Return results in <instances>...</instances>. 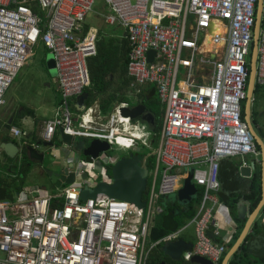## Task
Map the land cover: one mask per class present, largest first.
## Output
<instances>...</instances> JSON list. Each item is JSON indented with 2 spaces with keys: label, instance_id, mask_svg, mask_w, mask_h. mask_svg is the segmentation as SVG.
Returning <instances> with one entry per match:
<instances>
[{
  "label": "built area",
  "instance_id": "obj_1",
  "mask_svg": "<svg viewBox=\"0 0 264 264\" xmlns=\"http://www.w3.org/2000/svg\"><path fill=\"white\" fill-rule=\"evenodd\" d=\"M103 1L105 24L120 27L130 46L132 84L126 96L137 106L144 91L154 87L165 108L162 131L122 117L121 109H132L128 102L117 103L109 117L100 106L79 115L72 111L74 100L91 85L87 63L106 35L86 24L97 0H0V107L42 44L55 58L61 94L54 118L42 127V143H54L63 130L75 140L110 146L97 158L73 162L69 171L76 181L57 194L34 190L26 200L19 195L13 202L0 201V264H148L156 247L178 241L184 231L149 243L155 220L164 213L162 200L175 195L191 171L193 182L204 189L192 222L193 255L222 264L235 231L223 234L218 220L224 206L217 197L220 165L261 157L243 120L259 0ZM256 84L264 87L263 28ZM125 123L130 127L121 130ZM11 133L26 138L16 128ZM141 146L154 160L143 161L148 169L144 208L105 194L81 199L86 187L100 184L92 181L95 173L106 176L101 183L114 184L113 168L125 156H139ZM211 228L222 243L210 237Z\"/></svg>",
  "mask_w": 264,
  "mask_h": 264
},
{
  "label": "water",
  "instance_id": "obj_2",
  "mask_svg": "<svg viewBox=\"0 0 264 264\" xmlns=\"http://www.w3.org/2000/svg\"><path fill=\"white\" fill-rule=\"evenodd\" d=\"M264 21V0H259L256 26L254 31V44L253 51L251 55V74L247 89L246 104H245V122L249 126L251 133L253 134L257 145L261 149L262 156V189L263 197L259 206L255 209L254 212L250 211V205L248 202H244V205L241 206L238 210V216L241 220L247 218L245 228L240 235L239 239L231 250L226 255L222 264H229L231 259L236 253L240 250L241 246L246 241L247 237L251 234L252 228L260 217L262 210L264 209V141L257 134V132L252 127V107L254 96L257 88V62L259 54V39L262 30V25ZM155 56V52L150 53L151 61ZM50 73L53 76L57 75L56 64L54 56L49 58L48 61ZM87 96L83 94L80 96L76 103L78 104L80 112L85 111V101ZM122 117L128 118L131 120L140 119L142 122L149 126V129L152 131L156 130V116L154 113L147 110L146 106H136L132 109H121L120 110ZM10 129V126L7 127ZM58 144L62 145L65 149H71L78 152L84 158H97L103 152H107L110 149V146L98 140L95 141H84V140H75L72 136L66 135L63 130L60 131L58 136ZM46 147H53L56 144H44ZM0 151L3 152L10 160L19 161L22 157L28 158V155L25 154V151L21 147L14 143L0 138ZM73 168V164L70 165V169ZM255 163L251 164V167H242L241 176L243 178L250 179L252 177V170H255ZM46 174L55 185V187L60 190L64 186L71 185L76 181L75 172H70L69 168L54 171L51 169H46ZM112 175L114 178V184L109 185L107 183H100L96 188L90 189L86 187L82 193L81 199L87 201L88 199H95L99 194H105L112 199H117L129 203H133L140 208L146 206L144 202V195L148 186V169L142 162L139 156L130 154L123 157L120 162L113 168ZM194 172L191 171L188 175V178L184 182V187L179 190L177 193V198L180 202L187 204L193 200L194 197L198 194V189L193 183ZM83 178H87V175L84 174ZM0 201H14V197L8 194L6 189L0 188ZM171 218L168 217L169 221ZM255 244L264 247V233L259 235L255 239ZM193 244H189L184 240H178L176 242L165 243L162 250L164 254L171 258L174 262H181L185 253H190L193 251ZM190 264H213L211 261L194 256L187 260ZM161 264H167L162 262Z\"/></svg>",
  "mask_w": 264,
  "mask_h": 264
},
{
  "label": "trees",
  "instance_id": "obj_3",
  "mask_svg": "<svg viewBox=\"0 0 264 264\" xmlns=\"http://www.w3.org/2000/svg\"><path fill=\"white\" fill-rule=\"evenodd\" d=\"M264 29V22L262 25ZM106 35H102V40L98 44V54L88 60V70L90 73L91 85L84 92L88 96V105L91 106L98 100H100V108L104 115H109L115 109L117 103H121L127 99L125 91L132 84V79L128 76V55L130 46L125 36L120 38H110L109 42ZM112 77L116 80H112ZM264 88L259 85L256 88V94L259 96L263 93ZM128 90V89H127ZM127 93V92H126ZM125 94V95H124ZM151 97H154L152 99ZM156 97V99H155ZM142 102L147 107L148 111H151L158 118V131L161 132L164 110L161 109V116L158 115L157 111L152 107L156 103L157 93L155 89H152L150 94L147 96L142 95ZM160 103V101H159ZM161 104V103H160ZM245 104H243V120L245 121ZM162 106V105H161ZM253 113V111H252ZM261 151L260 147L257 145ZM154 160L152 158L151 163ZM149 169L151 165L148 166ZM257 169L254 177L243 185L242 194L226 195L224 192L220 193V200L228 205L231 209L233 216L239 223V233L234 237L233 242L228 246V249L233 247L241 232L243 231L247 219L241 220L238 216L239 205L242 199L247 201L250 205L251 212L255 211L260 202L262 201V169ZM31 169L26 163V158L23 161L22 176L26 178L30 173ZM3 181H0V188L5 187ZM13 184H8V187H13ZM242 190V191H243ZM20 191V190H19ZM203 189H199L198 196L193 200L192 203L187 206H183L178 200H170L169 198L164 200L166 206L164 214L161 216L162 221L156 223L150 235V244H154L165 238L166 236L173 234L186 225H188L196 217L198 208L203 198ZM243 197V198H242ZM264 214V210L262 212ZM171 219L168 221L167 218ZM264 232V221L263 218L255 222L251 234L247 237L244 244L241 246L238 253L234 255L229 264H264V247L255 244V239ZM209 235L216 243H222V240L214 235L213 228L210 229ZM182 238V237H181ZM222 259V263L227 255ZM166 262L167 264H189L186 262L176 263L168 258L163 250L162 245L156 247L150 256L148 264H161Z\"/></svg>",
  "mask_w": 264,
  "mask_h": 264
},
{
  "label": "crops",
  "instance_id": "obj_4",
  "mask_svg": "<svg viewBox=\"0 0 264 264\" xmlns=\"http://www.w3.org/2000/svg\"><path fill=\"white\" fill-rule=\"evenodd\" d=\"M103 32L107 35V32L105 30H103ZM123 36H124V33H123ZM107 37H108V35H107ZM51 76H50L51 78H49L48 80H46L44 82L45 90L47 92H53V96L49 99L48 103H44V102H40L39 101L38 103H36V102L34 103L33 102L32 104H24V105L21 103V104L16 105V106H10L6 110V112L0 117V138H4V140H6L8 142H14V143L18 144L21 147V149L24 150V151L26 149L29 150V152L28 151H25L24 152L25 154L28 153V155H29V153H30V156H28V158L26 159V163L30 167L31 171L27 175L26 178H23L21 171H22V167H23V161H24V159L26 157H22L21 159H19V161H17L18 163L16 164L15 161L10 160L3 152L0 151V165L2 167H4V169H5V171H3L2 170V167L0 166L1 167L0 173L2 174L0 176V181H3L4 182L3 185H5V187L3 186L1 188L6 189L7 192H8V194H10V195H12L14 197V200H16L19 197V195L25 194L26 196H28L34 190H42V191L46 192L48 195H55V194H57L61 189L58 190L55 187L56 190H57L56 193H51V192H48L45 188H39L37 186H31V187H29V186H27V182L30 179V177L34 173H36V172H38L41 176H47L46 171H45L47 168L48 169H51V170H54V171H57V170L60 169V167L62 169H65L67 167L70 168V165H72V163H73V162H63L59 158V152H58L59 151L58 145H60V144H58V136H59V134L57 135L54 143H52V144H56V146H55L56 149H54V150L52 149L53 147H46V146H44L45 143H42V140H41V136L40 135H41V131H42V127H43L44 123L46 121L52 120L54 118V116H55V110H56L57 106L59 105V103L61 101V94H60V91H59V88H58V84H57V75L56 76L51 75ZM112 80L115 81L116 78L112 77ZM129 88H127V89H129ZM261 88H264V87H261ZM127 89L125 91V94L126 95H127L126 92L128 91ZM152 89H155V88L154 87L147 88L144 91V95L147 96L148 94H150V92L152 91ZM156 93H157V91H156ZM261 95H262V93L260 94V98H261ZM157 97H158V94H157ZM151 98L154 99V97H151ZM88 99L89 98L87 96L86 101H85L86 108H89V107L90 108H93L94 106L96 108V106H100V102H99L100 100H98L97 102H95L94 104H92L91 106H89L88 105ZM155 99H156V97H155ZM142 100H143V98L141 97L140 98V102L138 104L139 106H141V105L145 106L143 104ZM76 101H77V99L74 100V102L72 104V111L76 115H79V114L83 113L84 111L83 112H80L79 107H78V104L76 103ZM6 104L7 103L5 101V104L3 106H6ZM162 108H163V110L165 112V108H164L163 105H162ZM112 113H110L107 116L104 115L103 113L102 114H103V116L109 117ZM163 121H164V117H163ZM8 126H10V129L7 128ZM13 128H16V129L20 130L21 132L25 133L26 134V138H15V137H13V135L11 133V130ZM26 128H28L29 131H27ZM162 128H163V124H162ZM157 129H158V118L156 116V130L155 131L150 130V131L157 132V133L160 134L161 132H159ZM161 131H162V129H161ZM24 141H27L29 144L38 145L40 147L39 148H33L31 146H25L23 144ZM42 148L50 149V154L53 157H56L58 159L55 162L49 163L47 165L46 164V155H47V153L44 152V151H42L41 150ZM248 158L249 157H246L244 159L243 158H231V159H227V160H225V161H223L221 163L220 170H219V182H220V185H221V189L218 192L217 197H218L219 201L224 206H223L222 209H220V212L221 213L219 212V214H218V220L220 221L221 225L225 229V231H223L222 233L225 234L228 230L235 231L234 237L236 235H238V233L240 231L239 230V226L240 225L237 222L236 218L233 216L230 207L228 205H226L225 203H223L220 200L219 195H220V193L224 192V194H226V195H232V194L233 195L234 194H238L239 195V194H242V196H244L243 195V192H245V191L243 190V185L244 184H247V182H249V180H251L254 177V174L257 172V169H258L259 166H261V169H262V156L257 161L253 157H250V160ZM252 163H255V166H256V169L255 170H252V177L250 179L243 178L241 176V168L244 167V166L245 167L246 166L247 167H251V164ZM15 170H16V172H15ZM185 180H184V182H185ZM8 184H13L12 185L13 187H10L9 188L8 187ZM183 187H184V183L182 184V187L180 188V190ZM196 187L198 189V193H199V189H203V188L198 187V186H196ZM203 191H204V189H203ZM177 193H176L175 198L166 197V198H164L162 200V205L164 207V212H165V209H166V206L164 204V200H166L168 198L170 200H178ZM262 194H263V189H262ZM203 195H204V193H203ZM197 196H198V194H197ZM196 197H194L193 200ZM193 200L191 202L187 203V204H184V203L180 202L179 200L178 201L183 206H187L188 204L192 203ZM201 202H202V200H201ZM244 202H247V201H245L244 199H242L241 202H240L239 208L244 205ZM200 206H201V203H200ZM200 206L198 208V212H199ZM263 210H262V212H263ZM198 212H197V214H198ZM262 212H261L260 217H259L258 220H260V219L263 218V221H264V214ZM163 214L164 213H162L161 215L157 216L156 220L159 217H161ZM224 218L225 219L230 218L231 223L229 225L225 224ZM156 220H155L154 227L156 226ZM193 220H192V222H193ZM192 222H190L188 225H186L185 227H183L180 230H184L183 231V233H184L188 228L191 227V228H193V230H192V233L193 234H191V235H189V234L188 235H185V237H183V238L180 237L179 240L182 239V240H184L185 242H187L189 244L195 245V243H196L195 227L192 225ZM153 228H152V230H153ZM152 230H151V233H152ZM242 232H241V234H242ZM263 233H261V234H263ZM182 234H181V236H182ZM164 245L165 244L162 245V248H163ZM231 248L228 249V252L231 250ZM228 252H227V254H228ZM194 256L195 255H193V251L190 252V253H185L184 256H183V258H182V261L179 262V263L186 262V263H189L190 264V262L187 261V260L190 259V258H192V257H194ZM176 263H178V262H176Z\"/></svg>",
  "mask_w": 264,
  "mask_h": 264
},
{
  "label": "rangeland",
  "instance_id": "obj_5",
  "mask_svg": "<svg viewBox=\"0 0 264 264\" xmlns=\"http://www.w3.org/2000/svg\"><path fill=\"white\" fill-rule=\"evenodd\" d=\"M106 14L105 4L103 0H97L93 11L87 16L86 24L101 29V31L105 30L109 38H107L108 42L110 38H120L123 35V30L118 26H108L105 24L104 15ZM53 57V54L47 51V49L42 45L39 44L34 49V57L29 59L20 70L18 76L16 77L12 87L9 89L8 93L5 96L6 106L0 107V117L6 112V110L10 106H16L19 104H32L33 102L38 103L44 102L48 103L49 99L53 96V92H47L44 87V82L51 78L52 74L50 73L49 69V58ZM183 73V68H182ZM51 74V75H50ZM51 76V77H50ZM181 80V79H180ZM263 93L257 96L255 93L252 111H258V114L261 118V124H264V89L262 90ZM158 100V97H157ZM123 102H128L131 104V107L134 108L136 105L130 100L126 99ZM152 107L157 111L158 115L161 116V109L162 106L159 103V100L156 101ZM253 116V113H252ZM264 126V125H263ZM264 128V127H263ZM262 128V130H263ZM29 131L28 128H26ZM258 130V129H257ZM257 132V131H256ZM264 138V135H263ZM59 147V158L63 162H74L78 164L79 160H85L83 156L71 149H65L62 145H58ZM42 151L46 152V164L55 162L58 158L53 157L50 154V149L42 148ZM129 152H118L120 156H124ZM139 156L142 162L148 158L152 161V153L146 147H140ZM250 160V157L248 158ZM16 164L18 163L15 161ZM1 166V165H0ZM2 167V166H1ZM0 167V169H1ZM14 168V167H13ZM260 170V167H258ZM2 170L5 171L4 167ZM16 172V170H15ZM111 174V172H110ZM2 174L0 173V176ZM106 176L102 175L101 172L95 173L92 181L95 183H101L104 181ZM160 183V180L159 182ZM27 186H37L39 188H45L48 192L56 193L55 185L47 176H41L38 172L34 173L27 182ZM175 195H172L171 198H175ZM27 196L25 194L22 195V200H26ZM162 221V217H159L156 220V223H160ZM193 228H188L183 234L182 238L185 235H191Z\"/></svg>",
  "mask_w": 264,
  "mask_h": 264
},
{
  "label": "flooded vegetation",
  "instance_id": "obj_6",
  "mask_svg": "<svg viewBox=\"0 0 264 264\" xmlns=\"http://www.w3.org/2000/svg\"><path fill=\"white\" fill-rule=\"evenodd\" d=\"M258 6H259V1H258ZM252 127L255 131H257V134L264 140L263 135H264V124H261V118L260 115L258 114L257 110H254L253 116H252ZM263 128V130H262ZM258 129V130H257Z\"/></svg>",
  "mask_w": 264,
  "mask_h": 264
},
{
  "label": "bare ground",
  "instance_id": "obj_7",
  "mask_svg": "<svg viewBox=\"0 0 264 264\" xmlns=\"http://www.w3.org/2000/svg\"><path fill=\"white\" fill-rule=\"evenodd\" d=\"M130 126L129 125H127L126 123L124 124V126L123 127H121V130L123 129H125V130H127L128 128H129Z\"/></svg>",
  "mask_w": 264,
  "mask_h": 264
}]
</instances>
